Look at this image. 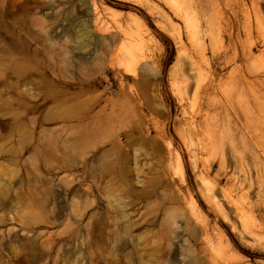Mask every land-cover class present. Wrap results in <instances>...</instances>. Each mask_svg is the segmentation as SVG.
<instances>
[{"label": "rangeland", "instance_id": "rangeland-1", "mask_svg": "<svg viewBox=\"0 0 264 264\" xmlns=\"http://www.w3.org/2000/svg\"><path fill=\"white\" fill-rule=\"evenodd\" d=\"M94 1L138 71L84 0H0V264H264V0ZM186 77L226 102L223 163L188 139Z\"/></svg>", "mask_w": 264, "mask_h": 264}, {"label": "bare ground", "instance_id": "bare-ground-1", "mask_svg": "<svg viewBox=\"0 0 264 264\" xmlns=\"http://www.w3.org/2000/svg\"><path fill=\"white\" fill-rule=\"evenodd\" d=\"M84 1H85L86 5L88 6V8H90V12L93 15V23H92L93 30L92 31L96 32V33H100V34H106V35L111 34V35H113V36H111L110 45H108V50L106 52V54L109 55V61L112 64L117 65L118 68L122 69L127 75L134 73L136 70L138 71L137 68L141 64L145 63V60L143 59L145 57V56L143 57V55H145V54H143L141 52L140 48H138V49L134 48L132 33L128 32L127 30H125L122 27H119V26H117L115 24L109 23L108 21H105L104 12L97 8V5H96L94 0H84ZM187 1L188 0H186V2ZM180 2H181V0H180ZM188 3H189V1H188ZM212 11L215 14L214 9ZM213 13H212V15H214ZM215 15L211 19L212 22L215 19L217 20V18H218V17H215ZM216 16H218V15H216ZM209 20H210V17H209ZM212 22H210V24ZM212 24H214V23H212ZM211 25H209V26H211ZM208 29L210 30V27H208ZM209 30L207 31L208 33L210 32ZM211 32L213 33L212 30H211ZM206 35H207V33H206ZM210 36H208V37L210 38ZM216 36H218V35H216ZM216 36H214V37L218 38ZM215 38H214V40H217ZM90 39H91V37H90ZM90 39L86 41L85 39L80 38V41H81L80 42V48H85V49L89 48L91 46L90 45L91 43H89ZM210 39L213 40V37H211ZM220 41H222V40H220ZM220 41H218V42H220ZM213 42L214 41H212V43ZM158 67L159 66H157V65L153 66V68H154L153 72H151V74L148 75V76H150L149 78L146 79L148 87L155 85V83L157 81ZM198 71H201V70H198ZM184 76H186V75H184ZM185 79H184L185 81L183 80L184 83H182L184 85L183 86V94H184V96H185V98L187 100L191 101L190 109H189L190 113H188L189 117H188V120H187V123H186L187 124L186 131H187L188 139L191 142V145L193 144L194 147H197L196 150H198V151H200L202 153L205 152V151L206 152L210 151V150L211 151H216V153L219 154V156H220L219 158L222 160V163H223L225 161L224 159L226 158V155H227V149L225 147L226 136L224 134V130H225L223 128L224 126L222 127L220 119H218V118H219V116L221 114V111L225 107H227L226 102H224L222 100L223 96H222V98H220L214 92L213 93L209 92V89H210V86H211L209 83H208V85H206V84H203L201 82V80H200V81L196 82V84L194 85L193 90H192L191 81L189 80L188 77H186ZM209 82L211 83V80ZM191 90H192V93H190ZM232 103H233V101H232ZM228 107H229V105H228ZM235 110H236V108H234V111ZM235 114H236V112H235ZM235 118H236V120L239 119L238 117H235ZM187 136H186V138H187ZM234 138H236V137H234ZM236 142H237V140H236ZM236 142H234L235 145L237 144ZM233 147H236V146H234V144H233ZM169 151H171V150H169ZM174 160H175L176 172H179L180 175H183L184 174V168H183V163H182V160H181L180 156L175 154ZM229 191H231V190H229ZM225 196H228V195H225ZM231 197H228L227 200H229L231 202V204L234 205V207H235L234 210L236 209L237 211H239L241 209L240 208L241 204L239 205L238 203H236L237 200H236V202L233 201V199ZM242 209H243V207H242ZM240 213H238V214H240L239 218L243 222V218H244L245 215H244L243 212H240ZM238 214L236 213L234 215H238ZM245 218H247V217H245ZM245 220H244L243 224L246 222ZM248 221L249 220H247V223H248ZM244 225H246V224H244ZM246 226H248V225H246Z\"/></svg>", "mask_w": 264, "mask_h": 264}, {"label": "trees", "instance_id": "trees-1", "mask_svg": "<svg viewBox=\"0 0 264 264\" xmlns=\"http://www.w3.org/2000/svg\"><path fill=\"white\" fill-rule=\"evenodd\" d=\"M117 8L124 9V8H121V7H117ZM165 44L168 46L167 42H165ZM170 49L172 51V48H170Z\"/></svg>", "mask_w": 264, "mask_h": 264}]
</instances>
